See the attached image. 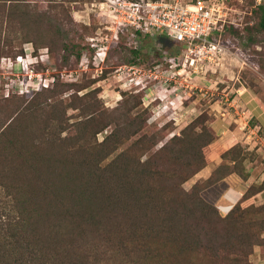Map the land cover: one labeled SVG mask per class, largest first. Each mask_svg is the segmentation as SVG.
I'll return each instance as SVG.
<instances>
[{"label":"trees","instance_id":"obj_1","mask_svg":"<svg viewBox=\"0 0 264 264\" xmlns=\"http://www.w3.org/2000/svg\"><path fill=\"white\" fill-rule=\"evenodd\" d=\"M47 1L55 7L56 0ZM259 10L264 30V7ZM45 16L35 1L0 0V55L23 56L25 44L50 50L47 34L38 33ZM52 38L69 50L57 32ZM61 88L0 98V264H139L151 255L150 239L153 264H245L255 246L264 250V204H254L264 186L244 194L225 216L198 185L182 188L209 164L213 150H232L238 142L223 148L224 138L204 125L205 117L196 118L185 140L176 137L188 150L168 152L174 169L153 163L151 196L149 162L120 149L127 137L119 130L98 142L105 127L91 128L98 114L88 113L87 102L72 121L68 110L76 108L68 99L74 98L65 99ZM215 170L203 189L229 174L246 178L236 170L213 178Z\"/></svg>","mask_w":264,"mask_h":264},{"label":"rangeland","instance_id":"obj_2","mask_svg":"<svg viewBox=\"0 0 264 264\" xmlns=\"http://www.w3.org/2000/svg\"><path fill=\"white\" fill-rule=\"evenodd\" d=\"M32 1L47 17L38 33L47 34L45 44L50 50L35 51L25 44L23 56L0 55V98L31 96L42 88L62 86L63 97L72 94L74 98L68 99L76 108L68 110L72 121L83 115L82 102H87L88 113L98 114L91 128L105 127L96 135L98 142L113 129L119 130L127 137L120 149L133 159L149 162L151 196L153 163L165 172L174 169L169 150L181 153L189 148L185 141L177 144L176 137H183L196 118L205 117L204 125L224 138L223 148L234 141L239 145L229 151L213 150L207 173L220 166L213 178L232 170L246 175L242 181L245 194L264 186V30L259 24V6L264 7V0L229 2L228 20L234 24L225 25L215 35L219 48L213 59L208 62L205 55H196L194 65L186 61L185 47L162 33L145 36L118 28L105 0H56L52 9L47 0ZM55 32L63 37L68 51L63 50L62 42L53 45ZM85 95L88 97L81 99ZM193 130L201 132L199 127ZM243 159L244 169L240 170ZM204 173L190 177L182 188L190 191L198 185L202 198L214 206L228 185L241 182L238 175L229 174L203 189L199 177ZM161 187L168 190L164 183ZM254 204H264V191ZM150 241L151 255L145 260L135 258L139 264H153V239ZM245 264H264L263 248L255 246Z\"/></svg>","mask_w":264,"mask_h":264},{"label":"built area","instance_id":"obj_3","mask_svg":"<svg viewBox=\"0 0 264 264\" xmlns=\"http://www.w3.org/2000/svg\"><path fill=\"white\" fill-rule=\"evenodd\" d=\"M232 0H105L108 13L120 29L151 36L162 33L185 47L186 61L196 55L211 61L219 45L215 35L228 20ZM207 55V56H206Z\"/></svg>","mask_w":264,"mask_h":264},{"label":"crops","instance_id":"obj_4","mask_svg":"<svg viewBox=\"0 0 264 264\" xmlns=\"http://www.w3.org/2000/svg\"><path fill=\"white\" fill-rule=\"evenodd\" d=\"M239 93L242 94V92H239ZM217 136L220 137V135H217ZM209 168L210 167L207 165L206 167H204L203 169H201L197 173V174H199V173L203 174V172H206V173H204V175H201V176L198 175V176H200L199 180L200 179L205 180L211 175L210 173L209 174L207 173ZM242 181H244V180L241 179V182H239V183L236 182L235 184L228 185V187L225 189V191L223 192L221 197L219 196L218 201L215 202L216 208H218L219 211L223 215H226L232 209V207L241 199V197L245 194V190H244Z\"/></svg>","mask_w":264,"mask_h":264}]
</instances>
